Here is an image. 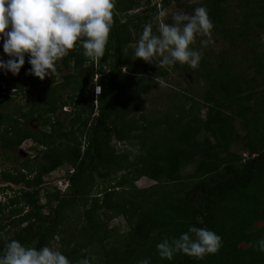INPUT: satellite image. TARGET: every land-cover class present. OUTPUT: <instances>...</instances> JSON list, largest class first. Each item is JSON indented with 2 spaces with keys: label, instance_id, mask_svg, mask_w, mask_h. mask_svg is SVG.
<instances>
[{
  "label": "trees",
  "instance_id": "16d2710c",
  "mask_svg": "<svg viewBox=\"0 0 264 264\" xmlns=\"http://www.w3.org/2000/svg\"><path fill=\"white\" fill-rule=\"evenodd\" d=\"M252 2L258 7L250 2L252 11H242V21L235 28L222 25L219 28L232 47H239L235 40L242 41L241 56L245 52L250 56L243 59L234 56L229 61L221 54L204 74L207 86L201 100H193V105L204 103L205 118L187 119L183 108L176 109V114L161 119L165 125L151 144H146L144 130L131 115L140 112L143 117L146 108L141 96L147 92L148 79L158 73V68L129 59L125 48L135 36L129 21L117 14L135 7L136 0H125L121 7L115 5L114 24L105 56L100 59L108 61L98 64L85 57L78 42L62 58L63 65L71 70L58 83L55 76L47 80L29 98L28 105L9 108L12 99L6 101L0 94V147L17 148L25 139H31L35 148L41 147L31 160L15 157L14 173L3 176L7 182L22 186L9 200V213L14 218L9 221L12 228L0 238V255L11 240L36 249L46 246L67 219L65 208L87 194L86 180L92 173L105 178L123 171L104 189L102 201L95 197L91 206L84 204L81 222L75 224L79 235H85L82 248L101 256L97 264H139L143 259H148L150 264H264V252L250 247L264 239V42L259 50L250 38L255 30L264 29V0ZM207 5L211 6V16L219 17L216 0H208ZM147 17L141 16L140 21ZM2 45L3 40L0 58L4 59L8 56L3 53ZM27 61L26 55L25 64L15 76L0 70V77L10 76L15 80L13 88L9 86L8 90L18 89L26 94L43 81L28 72L31 66ZM126 72L134 74L137 83H127ZM24 74L29 76L28 81L21 79ZM95 75L101 87L96 106L86 96ZM8 90L4 87L2 93L6 95ZM67 106L70 109L63 111ZM34 118L42 120L41 127L32 129L27 125ZM238 123L246 128L242 137L236 131ZM138 131L142 132L140 137ZM201 131L209 133L213 141L206 137L196 142L194 137ZM137 136L142 144L133 160L127 152L118 154L111 144L113 137L132 141ZM234 140H240L247 150L244 161L227 149ZM197 156L194 171L181 175L182 164L192 162ZM6 158H10L9 152ZM65 164L73 169L66 191L71 196L63 197L54 188L53 192H46V204H40L44 177ZM141 176L157 184L137 189L133 181ZM162 183H169L171 188L160 186ZM11 205L20 206L11 208ZM103 207L126 218L127 231L121 242L107 241L109 236L102 218L105 212L97 211ZM105 215L107 221L110 216ZM257 222H262V226H257ZM190 226L218 234L222 238L219 252L206 255L203 260L180 252L172 260L162 259L157 244L165 238L169 241L179 238ZM190 235L194 238V234ZM105 240L109 247L104 245ZM65 256L70 254L66 252ZM71 264H77L74 258Z\"/></svg>",
  "mask_w": 264,
  "mask_h": 264
},
{
  "label": "rangeland",
  "instance_id": "374dc122",
  "mask_svg": "<svg viewBox=\"0 0 264 264\" xmlns=\"http://www.w3.org/2000/svg\"><path fill=\"white\" fill-rule=\"evenodd\" d=\"M207 1L208 0H136L138 4L135 5V7H133L132 9L128 11H117V14L122 20L129 21V23L132 25V36H135V39H133L125 48L126 54L130 57L129 59L135 58V48L146 24H152L153 33L159 35L158 25L160 22L171 25L174 23L172 18L173 14L184 12L185 14L192 15L194 9L200 6H204L207 8L209 12L208 15L211 21H214L215 19L214 28L212 29L211 34V39L214 41V43L209 44L207 47H204L201 44V40L207 39V37L197 36L195 43L190 46L194 50L202 52V59L199 63L198 68L191 69L187 64L181 65L179 63L171 66H161L159 63V57L152 61L153 67L158 68V73L156 75L151 74L152 77L150 76V78L148 79V90L141 96L145 102L146 108L143 111L144 115L143 117H141L140 112L132 113L131 115L133 120H135L137 124L140 125L144 130L143 133L145 134L144 139L146 140V144H151L158 139V133L160 134L159 131H161V128H163L165 125L163 122H161V119L164 120L165 116L176 114V109L183 108L182 111H184L183 113L185 114V117L187 119L189 118V116H195L199 119L205 118L206 106L204 105V103L193 105V100H201L203 90L207 86V81L205 79L206 76H204V74L206 73L207 68L215 64L216 60H218L221 54H224V56H226L229 61L234 56H238L241 59L250 56V53L248 52H245V55L241 56V48H243L244 46L242 41H239V39L235 40L237 43H239V47H232L228 42V37L222 34L224 31L220 30L219 28L220 25L227 29L235 28L237 24L242 21V11H252L251 5L253 7H258L256 2H252L254 0H216L219 17L213 16V18L210 12L211 6L207 5ZM258 1L262 2L263 0ZM124 2L125 0H117L116 4L121 7L123 6ZM161 9L168 10V15L163 18L162 21L158 16V13ZM141 16L148 17L145 20L140 21ZM137 24L138 26L135 27L134 25ZM250 36V38L253 39V42L258 45V49L262 50V43L264 42V29L259 28L255 30L254 33H252ZM8 58L9 57H6L4 58V60L6 61ZM135 59L138 62L143 61L140 58ZM102 60L108 61L107 58ZM102 60L97 63L99 64L100 62H103ZM56 67L58 68V71L54 76L56 77L55 82L58 83L61 81V77L71 70V67H65L62 63V59L57 61ZM124 68L125 67L121 69V72H124ZM51 77L53 76H46L37 89L26 94H24L23 92H19L18 89L17 91L13 92L7 89L15 82L14 78L10 76L0 77V94L6 101L12 99L10 102H8L10 104L9 108H14L17 105L26 106L28 105L29 98L34 96L39 88ZM127 77V83H137L136 80H134V78H136L135 75L131 72L127 73ZM21 79L24 81H28L29 76L27 74H24ZM156 80H163L167 86L161 87L157 82H155ZM95 85L99 84L97 81L92 79L89 83L86 93L87 98L93 100L94 106H96L97 99L95 93L96 87L94 88ZM4 87H6V90H8L6 92V95L5 93H2ZM11 87L13 88V86ZM64 96H66V93H64ZM65 109L69 110L70 107H64L62 110L64 111ZM95 114H97L96 111ZM60 116L62 118L64 117V115L62 114ZM41 121L42 120L37 121L36 118H34L33 120L28 121L27 125L32 129H36L37 127L42 126ZM45 129H48V127L46 126ZM236 131L242 137L246 132V128L238 123L236 125ZM140 132L141 131H138L139 137L142 133ZM137 137L132 141H120L113 137L111 139V144L118 154H120V152H127L129 158L133 160L137 158L140 151V144H142V140ZM206 137L213 141V138L209 135V133H206L204 131H201L197 135H195L194 140L196 142H200L203 141V139ZM256 137H259V135L257 134ZM35 146V143L31 139H27L23 141L17 148H13L11 150L6 149V151L3 148H0V223L1 225H4H2L3 228H0V234H5L8 229L12 228L9 221L13 220L14 217L11 218V214L9 213V200L10 198H12V196L16 195V190L22 186L15 185L12 182H7L3 179V176L14 173V168L17 165L15 157L19 160L33 159L32 157L35 156V154H37L41 148L39 146V149H37L35 148ZM227 149L231 154L239 156L242 161L246 158L244 157V155L245 153L247 154V150L240 143V140L231 141L228 144ZM9 151H11L12 158L11 160L7 161L5 160V155H7ZM198 160L199 157L197 156L192 162L183 163L180 169L181 175L186 176L191 174L194 171ZM70 167L71 166L65 164L45 176L44 180L46 181V183L42 186L39 201L40 204H46V192H53L54 188H58V180L66 176V173L68 172ZM121 172L123 171H119L117 174H112L105 178L100 177L97 172L92 173V175L89 176L86 180L87 194L82 197H78L76 201L70 203L68 207L65 208L66 213L69 214V218L67 217V219L63 223H61L58 232H56L54 236H52L48 240L46 246L54 250L58 249L63 255H65V253L67 252L68 254H70V257H66L70 262L71 258H74V262L78 264V261L87 258L89 259L91 264H97L100 261L101 256L88 252L86 248H82V244L86 240L85 235H79V233L76 231L75 224L81 222L80 218H82L83 216L84 204L87 207L91 206V204L94 203L95 197H99V199H101L100 201H102V198L105 195L104 189L115 182L119 178ZM189 182L192 183V180ZM133 184L137 187V189H146L149 186L157 183L146 176H141L138 179H135L133 181ZM9 186L12 189H9ZM160 186H166L167 189L171 188V185L169 183H162ZM61 194H63V197L67 198L71 196L68 195L66 191L65 193ZM51 205V207H54L55 202H52ZM15 206L18 207L20 205H11V208ZM97 211L98 213L100 211L105 212V214L110 216L106 221V215H102V218L104 220V227L109 236V239H107V241L113 244L118 239L121 242V236H123V234H125L127 231L126 218L124 217V215L117 214L113 210H109L107 208L105 209V207H103L102 209L99 208ZM82 225L80 224L79 228H81ZM256 225L262 226V222H257ZM61 229L63 231H61ZM107 241H104V245L109 247L110 245L107 243Z\"/></svg>",
  "mask_w": 264,
  "mask_h": 264
},
{
  "label": "clouds",
  "instance_id": "9594fccd",
  "mask_svg": "<svg viewBox=\"0 0 264 264\" xmlns=\"http://www.w3.org/2000/svg\"><path fill=\"white\" fill-rule=\"evenodd\" d=\"M115 5L116 0H0V40H3V53L9 57L6 61L0 58V70L17 75L27 55V62L31 66L28 72L44 80L46 76L57 74V61L68 56L78 42L83 47L85 57L99 62L105 56L109 42ZM167 15V9H161L158 13L161 21ZM172 18L174 23L171 25L159 23V35L153 33L152 24L144 26L135 48V58L152 64L159 57L161 66L179 63L196 69L202 59V52L190 47L196 37H207L201 40L204 47L214 43L211 39L214 24L208 10L200 6L194 9L192 15L179 12L173 14ZM95 76L93 79L97 81ZM157 83L161 87L167 86L163 80ZM94 88L98 97L101 87L95 85ZM72 172L70 167L66 176L61 178L67 181L63 191H67L68 176ZM190 234H194V238ZM0 238H3V234H0ZM156 247L162 259L172 260L180 252L203 260L206 255L219 252L222 238L207 228L190 226L179 238L171 241L165 238ZM250 247L264 252V239ZM0 264L71 262L58 249L48 246L40 249L25 247L19 241L11 240L6 244L4 254L0 255ZM78 264H90V261L85 258ZM139 264H150V261L143 259Z\"/></svg>",
  "mask_w": 264,
  "mask_h": 264
},
{
  "label": "built area",
  "instance_id": "2783aa9c",
  "mask_svg": "<svg viewBox=\"0 0 264 264\" xmlns=\"http://www.w3.org/2000/svg\"><path fill=\"white\" fill-rule=\"evenodd\" d=\"M97 87V86H96ZM96 93V92H95ZM244 157H247V154L245 153ZM245 160V159H244ZM58 186L59 188H61V190H64L66 185H67V181H64V180H58Z\"/></svg>",
  "mask_w": 264,
  "mask_h": 264
},
{
  "label": "flooded vegetation",
  "instance_id": "af4514ba",
  "mask_svg": "<svg viewBox=\"0 0 264 264\" xmlns=\"http://www.w3.org/2000/svg\"><path fill=\"white\" fill-rule=\"evenodd\" d=\"M25 140H27V139H25ZM25 140H23V141H25ZM23 141H22V142H23ZM0 148H1V147H0ZM4 150H5V149H4ZM7 150H11V149H7ZM5 151H6V150H5ZM9 153H10V158H6L7 155H5V158H6L5 160H7V161L11 160V158H12L11 151H9Z\"/></svg>",
  "mask_w": 264,
  "mask_h": 264
},
{
  "label": "bare ground",
  "instance_id": "6f19581e",
  "mask_svg": "<svg viewBox=\"0 0 264 264\" xmlns=\"http://www.w3.org/2000/svg\"><path fill=\"white\" fill-rule=\"evenodd\" d=\"M72 169V168H71ZM73 170V169H72ZM44 179H45V177H44ZM45 181V180H44ZM45 183H46V181H45ZM56 184V183H55ZM58 187V186H57ZM58 189V191L60 192V193H65V191H63V190H60V188L58 187L57 188Z\"/></svg>",
  "mask_w": 264,
  "mask_h": 264
}]
</instances>
